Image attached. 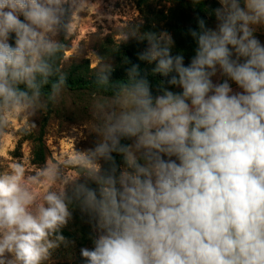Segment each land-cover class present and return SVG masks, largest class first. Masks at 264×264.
<instances>
[{"label":"clouds","instance_id":"9594fccd","mask_svg":"<svg viewBox=\"0 0 264 264\" xmlns=\"http://www.w3.org/2000/svg\"><path fill=\"white\" fill-rule=\"evenodd\" d=\"M90 3L0 0V136L13 119L27 131L61 95L57 37ZM218 3L215 29L199 15L188 29L187 65L166 30L123 35L147 41L138 59L181 91L161 82L153 95L139 64L114 82L102 62L95 84L111 96L95 105V146L0 168V264H48L71 243L62 230L76 207L99 233L80 249L85 264H264V0Z\"/></svg>","mask_w":264,"mask_h":264},{"label":"rangeland","instance_id":"374dc122","mask_svg":"<svg viewBox=\"0 0 264 264\" xmlns=\"http://www.w3.org/2000/svg\"><path fill=\"white\" fill-rule=\"evenodd\" d=\"M152 5L157 9L167 10L169 4L164 0L152 1ZM22 18V17H21ZM140 23V14L135 3L132 0H91L90 6L82 16H76L73 19L71 28L68 31L70 47L64 54L63 67L66 68L71 63L87 60L89 67L94 69L100 63L109 64L113 67L110 60H100L98 49L100 43L105 39L112 40L115 43L123 42V35L126 31ZM217 21L215 20L210 28L215 29ZM58 39V37H57ZM214 82H223L225 77L217 75ZM233 91H242L230 81ZM177 88L174 92H179ZM95 95L87 99L85 103H77L76 96L71 92L63 90L53 106V112L50 116L44 143L47 148V159L57 157L71 158L76 149L86 150L95 146L98 136L95 133L98 116L95 105L98 101L107 99ZM87 107L84 110L83 107ZM44 108L30 118L29 128L22 131L25 127V121L13 119L9 129L1 136L0 140V168L10 165L13 162L21 161L31 166V143L23 139V133H37ZM31 121L34 122L32 125ZM167 159V157H165ZM173 159H175L173 157ZM38 166V165H37ZM69 175L75 174V169L70 168ZM74 226V220L71 219L64 229H70ZM95 238L97 237L96 228L93 229ZM94 245L90 246L91 249ZM80 249L74 243H70L67 248L57 249L51 257L48 264H85L80 255Z\"/></svg>","mask_w":264,"mask_h":264},{"label":"trees","instance_id":"16d2710c","mask_svg":"<svg viewBox=\"0 0 264 264\" xmlns=\"http://www.w3.org/2000/svg\"><path fill=\"white\" fill-rule=\"evenodd\" d=\"M132 1L135 3L140 14V23L136 26V29L139 27L140 32H160L166 30L171 33L175 41L173 54L182 53L185 57V65L190 62L196 47L194 40L188 34V29L198 30L197 15L203 17L206 20L207 26L211 27L216 20L213 10L220 6L218 0H200L199 4H194L193 0H164L169 4L168 9L164 11L152 5V1L156 0ZM58 39L65 45L62 56L58 61L61 71L67 75V85L64 90L75 95L77 103L83 102L86 106V98H91L95 95L110 97V90L106 91L96 86L94 69L89 67L87 60L71 63L66 68L63 67L64 54L70 47L69 35L61 32L58 35ZM10 43L14 44V34ZM146 47L147 41H139L135 38H129L128 41L120 43L105 39L100 43L97 54L100 60H110L113 63V67H111V80L114 82L126 79V70L132 64H139L141 75L146 76L152 85L153 95L158 94L157 89L161 82H164L165 87H168L169 90L174 91L176 87L167 84V80L174 73L169 74L168 77L159 73H153L152 70L155 67V62L148 64L138 59V53L142 52ZM46 103L44 116L37 133H23V139L31 143L32 163L38 166L42 165L47 159V148L44 143V137L55 102ZM83 108L84 110L87 109L85 106ZM124 143H131V141L125 140ZM116 162L121 168L124 166L120 156H116ZM103 166L105 168L109 167L107 164ZM90 186L95 187L94 184ZM72 219L74 220V226L70 229H63V235L77 247L89 248L93 245L95 239L93 233V229L96 228L95 222L87 214L81 213L78 207L73 209ZM96 231L98 233L97 228Z\"/></svg>","mask_w":264,"mask_h":264},{"label":"crops","instance_id":"0c3cea01","mask_svg":"<svg viewBox=\"0 0 264 264\" xmlns=\"http://www.w3.org/2000/svg\"><path fill=\"white\" fill-rule=\"evenodd\" d=\"M255 35L261 41V43L264 44V26H257V30L255 32ZM235 86H236V84L234 85V87Z\"/></svg>","mask_w":264,"mask_h":264}]
</instances>
